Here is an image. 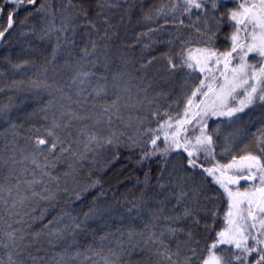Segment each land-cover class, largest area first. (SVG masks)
I'll return each mask as SVG.
<instances>
[{"label": "trees", "instance_id": "1", "mask_svg": "<svg viewBox=\"0 0 264 264\" xmlns=\"http://www.w3.org/2000/svg\"><path fill=\"white\" fill-rule=\"evenodd\" d=\"M253 2L0 0V264H264V205L221 245L264 194ZM242 63L245 111L203 118Z\"/></svg>", "mask_w": 264, "mask_h": 264}, {"label": "rangeland", "instance_id": "2", "mask_svg": "<svg viewBox=\"0 0 264 264\" xmlns=\"http://www.w3.org/2000/svg\"><path fill=\"white\" fill-rule=\"evenodd\" d=\"M252 7H254V10L249 9L250 7L246 9V15L249 17L252 28L246 30L247 42L245 44V55L261 57L264 55V0H254L253 4H251V8ZM248 72L249 68L244 63L232 68L227 73L223 83L205 100L201 106L202 117H222L232 119L245 111L247 106L246 102L250 101V99H243L240 102L238 101L232 108H228V106L238 91H247V88L245 87L247 81L249 79L254 80L255 74L251 76ZM247 87H254L253 93L255 92V84L253 85L250 83ZM251 163L252 162H248L247 164H242V166L247 168ZM258 194L259 197H256L257 200H255L252 196L250 197L247 195L244 196V194L234 193L232 202L233 198H235V202L237 204L235 206L234 213L231 212L229 226L226 232L223 233L221 239V245L231 247L237 252H244L245 256H249V254H251V251L249 248L246 249V246H250L253 250L255 245L253 243L255 235L251 233V229L248 228V224L246 222H249L250 213L252 211L251 206L253 204L255 205L256 202L261 204L260 208L264 205V194H261L260 192H258ZM242 196L247 198V200H244ZM218 258L219 257L216 256L213 257L209 264H222V259L219 261Z\"/></svg>", "mask_w": 264, "mask_h": 264}, {"label": "water", "instance_id": "3", "mask_svg": "<svg viewBox=\"0 0 264 264\" xmlns=\"http://www.w3.org/2000/svg\"><path fill=\"white\" fill-rule=\"evenodd\" d=\"M5 33H6V32H4L3 34L0 35V39H1V38H4Z\"/></svg>", "mask_w": 264, "mask_h": 264}]
</instances>
